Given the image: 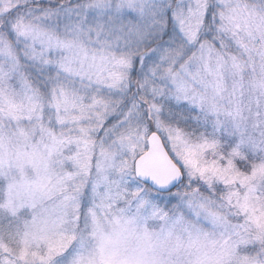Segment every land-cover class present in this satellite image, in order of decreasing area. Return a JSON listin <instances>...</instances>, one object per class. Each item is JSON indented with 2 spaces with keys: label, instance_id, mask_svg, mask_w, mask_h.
I'll return each mask as SVG.
<instances>
[{
  "label": "snow or ice",
  "instance_id": "6c2138e0",
  "mask_svg": "<svg viewBox=\"0 0 264 264\" xmlns=\"http://www.w3.org/2000/svg\"><path fill=\"white\" fill-rule=\"evenodd\" d=\"M0 264H264V0H0Z\"/></svg>",
  "mask_w": 264,
  "mask_h": 264
}]
</instances>
